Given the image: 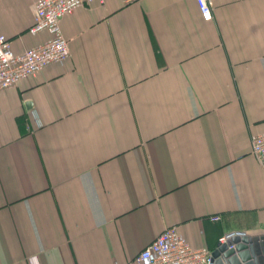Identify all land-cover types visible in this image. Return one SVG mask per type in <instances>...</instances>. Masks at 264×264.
Instances as JSON below:
<instances>
[{
	"label": "crops",
	"instance_id": "1",
	"mask_svg": "<svg viewBox=\"0 0 264 264\" xmlns=\"http://www.w3.org/2000/svg\"><path fill=\"white\" fill-rule=\"evenodd\" d=\"M36 0H0L22 52ZM94 0L70 57L0 90V264H127L169 226L264 264V0ZM220 216L213 220V216Z\"/></svg>",
	"mask_w": 264,
	"mask_h": 264
},
{
	"label": "built area",
	"instance_id": "2",
	"mask_svg": "<svg viewBox=\"0 0 264 264\" xmlns=\"http://www.w3.org/2000/svg\"><path fill=\"white\" fill-rule=\"evenodd\" d=\"M94 0H36L31 33L47 30L50 37L43 43L22 52L13 49L12 41L0 34V90L14 86L27 76L34 75L53 62H64L70 57V45L61 28V19L83 4ZM102 1V0H101ZM139 0H124L126 3ZM202 17L212 18L210 0H197ZM252 153L264 163V131L252 136ZM220 216H213L218 220ZM247 233L234 230L219 238L228 243L236 236ZM235 244L229 245V248ZM213 251L207 247H193L188 239L173 225L165 228L155 240L143 248L127 264H213Z\"/></svg>",
	"mask_w": 264,
	"mask_h": 264
},
{
	"label": "water",
	"instance_id": "3",
	"mask_svg": "<svg viewBox=\"0 0 264 264\" xmlns=\"http://www.w3.org/2000/svg\"><path fill=\"white\" fill-rule=\"evenodd\" d=\"M232 244L235 246L229 248ZM213 256V264H261L249 235L236 236L228 243H219L213 251Z\"/></svg>",
	"mask_w": 264,
	"mask_h": 264
}]
</instances>
